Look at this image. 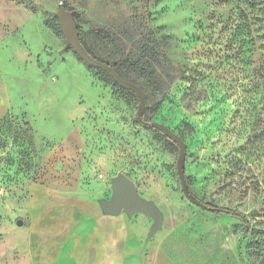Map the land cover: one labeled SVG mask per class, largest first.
<instances>
[{
	"label": "rangeland",
	"instance_id": "rangeland-1",
	"mask_svg": "<svg viewBox=\"0 0 264 264\" xmlns=\"http://www.w3.org/2000/svg\"><path fill=\"white\" fill-rule=\"evenodd\" d=\"M60 3L97 58L115 61L101 31L161 42L178 73L164 97L148 92L144 119L184 140L189 193L247 222L187 197L179 149L138 119L137 95L66 47ZM0 75L13 104L0 129V264H77L101 216L128 236L94 264H264V0H0ZM120 173L161 213L155 231L144 213L104 210Z\"/></svg>",
	"mask_w": 264,
	"mask_h": 264
},
{
	"label": "trees",
	"instance_id": "trees-1",
	"mask_svg": "<svg viewBox=\"0 0 264 264\" xmlns=\"http://www.w3.org/2000/svg\"><path fill=\"white\" fill-rule=\"evenodd\" d=\"M56 29L61 32L59 23L57 24ZM78 31L79 38L83 46L89 54L97 58L83 40L79 28ZM98 35L102 38V42H104V44L111 49V51L114 50L115 61L110 63L100 58L97 59L113 66L122 78L138 85L144 94V98L148 96V92L149 94H156L161 97L166 95L167 90L176 78L178 70L165 51L164 46L161 45V42L158 41L150 32L133 33L130 31H124L118 35L117 33L113 34L109 31H101ZM129 43L131 44L128 46ZM96 69L103 76L110 78L111 81L122 91L136 95L133 91L121 87L105 71L98 68ZM122 70H125L130 74H137L141 81L139 82L137 80L127 78L122 73ZM8 115L1 120L0 129L8 122ZM166 139L174 147L178 148L175 140L168 137H166ZM201 202L206 206V210L211 213L219 215L224 214L247 222L245 217L238 212L228 208L219 207L211 202Z\"/></svg>",
	"mask_w": 264,
	"mask_h": 264
},
{
	"label": "water",
	"instance_id": "water-1",
	"mask_svg": "<svg viewBox=\"0 0 264 264\" xmlns=\"http://www.w3.org/2000/svg\"><path fill=\"white\" fill-rule=\"evenodd\" d=\"M55 15L59 19L61 30L65 36L66 47H71L79 55V57L88 65L101 69L108 73L114 79V81L118 83L121 87L133 91L137 95L139 100V107L137 113L138 119L145 125H150L159 129L168 138H171L176 141L179 148L177 170L184 193L192 202L206 209V206L201 201L195 199L189 193L186 186V179L183 167V158L186 154V146L184 140L167 126L155 121H146L144 119L145 98L140 87L135 83L122 78L113 66L93 57L91 54L88 53V51L80 41L79 31L74 21L73 12L68 10L64 3H60L58 5ZM111 183L112 196L109 200L103 201V207L107 213H118L120 211H125L128 214H133L135 212H141L153 218L154 223L152 226V231H155L157 228L160 227L163 218L161 213L157 210L153 202L147 200L138 192L134 181L128 175L120 173L111 179ZM17 224L22 225L23 220L18 219Z\"/></svg>",
	"mask_w": 264,
	"mask_h": 264
},
{
	"label": "crops",
	"instance_id": "crops-1",
	"mask_svg": "<svg viewBox=\"0 0 264 264\" xmlns=\"http://www.w3.org/2000/svg\"><path fill=\"white\" fill-rule=\"evenodd\" d=\"M13 109V104L11 101V90L7 82L0 75V122L1 120L11 113ZM93 220V219H92ZM114 222H117L118 226L122 225L123 227L126 225L123 220L113 217V216H101L100 218H95L93 220V224H91L90 237L88 241L87 250L89 252L81 253L79 256L80 262L77 264H90V260H92V264L98 260L105 252L106 249L114 247V240L117 238L122 239V235H124V240L127 239V232L124 229L119 228L113 229ZM116 236V238H114ZM124 242V241H123ZM71 259L72 257H66V260ZM88 261V263H87ZM68 263V262H67ZM70 262L68 264H72Z\"/></svg>",
	"mask_w": 264,
	"mask_h": 264
}]
</instances>
